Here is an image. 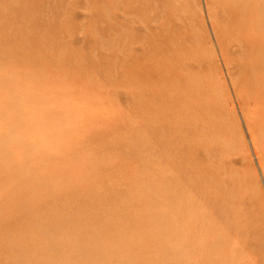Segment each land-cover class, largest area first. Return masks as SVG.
<instances>
[{"label": "rangeland", "instance_id": "obj_1", "mask_svg": "<svg viewBox=\"0 0 264 264\" xmlns=\"http://www.w3.org/2000/svg\"><path fill=\"white\" fill-rule=\"evenodd\" d=\"M0 264H264V0H0Z\"/></svg>", "mask_w": 264, "mask_h": 264}]
</instances>
